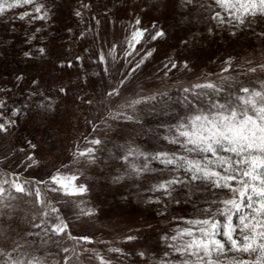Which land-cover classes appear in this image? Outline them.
<instances>
[{
	"label": "rangeland",
	"instance_id": "374dc122",
	"mask_svg": "<svg viewBox=\"0 0 264 264\" xmlns=\"http://www.w3.org/2000/svg\"><path fill=\"white\" fill-rule=\"evenodd\" d=\"M42 2L51 15L47 21L19 18L24 12L36 15L32 5L0 16V123L14 121L0 132V178L40 182L50 181L57 171L77 175V183L88 187L83 196L39 186L71 234L92 243L66 237H57L58 244L43 243L42 233L28 235L41 232L33 227L41 209L32 197L17 194L14 208L6 210L11 216L0 217V264L9 253L21 259L36 256L43 264H64L68 256V264H101L99 256L111 264H180L185 257L169 246L176 242L164 237L190 227L188 220L204 218L203 210H215L231 194L197 182L174 185L168 195L156 186L174 177L187 180V173L150 160L151 170L137 176L131 164L142 166L144 158L136 154L126 162L123 157L130 149L149 157L160 151L183 154L164 139L172 135L169 127L191 114L182 103L183 88L209 81L232 84V91L240 84L259 88L264 82V18L250 25L220 24L212 18L216 12L228 17L215 0ZM138 28L147 31L133 49L131 33ZM158 30L165 36L151 39ZM253 67L256 72L249 71ZM113 89L119 95H108ZM153 95L155 101L127 106ZM93 139L102 144L92 145ZM89 147L96 148L94 163L78 156ZM81 209L93 214L83 215ZM64 247L78 258L64 253Z\"/></svg>",
	"mask_w": 264,
	"mask_h": 264
},
{
	"label": "snow or ice",
	"instance_id": "6c2138e0",
	"mask_svg": "<svg viewBox=\"0 0 264 264\" xmlns=\"http://www.w3.org/2000/svg\"><path fill=\"white\" fill-rule=\"evenodd\" d=\"M215 3L228 17L226 19L220 12H216L212 18L220 24L235 21L238 25H250L257 17L264 18V0H215ZM25 5H32L36 15L24 12L20 19L29 16L43 21L51 19L50 12L42 0H0V16ZM76 15L80 16L81 12L77 11ZM135 23L139 25L140 20L137 19ZM146 31L139 28L133 31L130 47L134 49V45L141 42ZM164 36V31L158 30L151 39ZM39 51L43 54L44 49ZM151 54L148 53L149 56ZM126 55H131V52ZM100 59L103 61L104 57L101 56ZM260 68L264 69V64L260 65ZM249 71L256 72L257 69L253 67ZM231 89L232 84L225 86L211 81L182 89L186 94L182 103L191 109V114L180 117L175 125L169 127L168 131L172 135L165 136L164 139L170 144L180 146L183 154L160 151L149 157L143 152L137 153L135 149H130L128 155L123 157L126 162L129 156L136 154L144 158L145 163L142 166L131 164V171L137 176L151 170L148 163L150 160L158 161L175 172L183 170L187 173V180L174 177L156 186L157 191L168 195H171L174 185L197 182L206 183L215 189L227 190L231 194L228 198L219 200L220 207L215 210H203L207 213L204 218L188 220L190 227L177 230L171 237H164L165 240L176 242L169 246L178 255L185 257L180 264H264V82L259 88L240 84L235 91ZM189 94L192 99H189ZM108 95H119V90L113 89ZM156 99V95L146 99H134L127 106L134 108ZM3 107L4 103L0 101V108ZM18 112L19 110L13 112V116ZM126 118L133 119L132 116ZM13 123L14 121H8V124L0 123V132H7L8 125ZM90 143L101 145L102 141L93 139ZM31 147L35 148V145ZM95 153L96 148L89 147L80 151L78 156L87 157L90 163H94ZM29 159L33 158L30 156ZM120 179L122 177H117V180ZM78 180L77 175L60 171H57L50 181L34 182L22 180L19 176L0 178V217L11 216V211L6 210L14 208L11 202L18 199L17 194L32 197L34 205L41 209V219L34 223L33 227L41 232L28 235L41 236L42 233L43 243L51 240L58 244L57 237H66L77 244L92 243L91 238L87 236L76 237L71 234L68 223L59 215L60 210L52 206L45 191L39 186L49 185L46 191L61 192L65 196H83L88 192V187L78 184ZM81 212L83 215L93 214L91 210L84 212L81 209ZM53 215L54 221L50 219ZM127 239L133 240L135 237L128 236ZM62 251L73 252L67 247L62 248ZM83 251L91 250L85 248ZM109 251L120 253L122 250L111 248ZM73 254L78 258L79 254ZM3 255L0 250V256ZM97 255L99 256L98 253ZM8 256L5 264H43L36 256L31 259L13 258L11 253ZM71 258L66 257L64 264H68ZM99 259L101 264H111V261L105 260L103 256H99Z\"/></svg>",
	"mask_w": 264,
	"mask_h": 264
},
{
	"label": "trees",
	"instance_id": "16d2710c",
	"mask_svg": "<svg viewBox=\"0 0 264 264\" xmlns=\"http://www.w3.org/2000/svg\"><path fill=\"white\" fill-rule=\"evenodd\" d=\"M0 96H1V92H0Z\"/></svg>",
	"mask_w": 264,
	"mask_h": 264
}]
</instances>
